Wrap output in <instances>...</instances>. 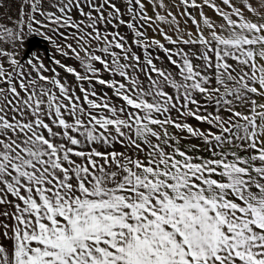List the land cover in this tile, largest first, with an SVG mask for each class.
<instances>
[{
  "label": "rangeland",
  "instance_id": "rangeland-1",
  "mask_svg": "<svg viewBox=\"0 0 264 264\" xmlns=\"http://www.w3.org/2000/svg\"><path fill=\"white\" fill-rule=\"evenodd\" d=\"M34 34L48 50L26 54ZM193 52L148 36L133 0H0V206L10 211L13 264H244L264 256V240L240 235L245 219L235 215L262 211L250 201L264 200V122L249 121L243 73L237 86H214L224 99L211 106L213 86L196 84ZM165 118L207 148L235 151L236 160L224 152L220 186L238 187L240 203L215 204L196 220L188 216L195 205L158 201L165 188L151 184L149 141L136 127ZM214 213L218 225L201 219ZM202 221L214 232L198 233Z\"/></svg>",
  "mask_w": 264,
  "mask_h": 264
},
{
  "label": "crops",
  "instance_id": "crops-1",
  "mask_svg": "<svg viewBox=\"0 0 264 264\" xmlns=\"http://www.w3.org/2000/svg\"><path fill=\"white\" fill-rule=\"evenodd\" d=\"M133 1L143 13L145 31L153 40L195 47V52L188 60H195L196 84L213 86L211 106L219 107L224 99L217 94L214 86H237L243 73V85L250 90L248 104L252 115L249 121L264 122V0ZM245 60L247 71L243 70ZM191 61L184 65L192 67ZM184 75L185 73L175 74L178 86L187 84L188 78ZM204 99L209 100L206 97ZM176 122L177 119L165 118L143 121L136 127L137 137L149 141L146 145L149 152L146 161L152 164L151 171L156 172L158 179L150 180L151 184L156 185L161 181L165 188L163 199L158 201L193 204L195 211H190L188 216L193 218L194 215L196 220L200 219L198 214L201 211L206 209V213H209L215 204H235L236 199H239L236 194L240 192L239 188L220 186L223 155L226 154L227 159L236 160L235 151H227L225 147L218 151H215L216 148H207L201 141L183 133L175 125ZM225 151L228 153L224 154ZM223 177L227 178V175L224 174ZM262 191L264 194V188ZM150 200L156 201L155 197ZM250 202L258 205L262 202V211L254 209L235 214L237 218L245 219L246 227L239 234L252 242H261L264 240V200ZM6 205L0 206V210L1 207L8 209V215L5 211L3 215L0 214V264H13L10 211ZM215 213L211 216L204 214L201 219H213L214 225H218L215 220L220 219V215ZM208 222L199 223L197 232L213 231V222L207 225ZM244 233H249L250 236L246 237ZM244 251L245 249L242 250L243 253ZM253 251L250 250V253L254 254ZM261 252L258 249L255 254L261 255ZM251 254L249 258H252ZM256 261L257 263L249 261L244 264H264V256Z\"/></svg>",
  "mask_w": 264,
  "mask_h": 264
},
{
  "label": "water",
  "instance_id": "water-1",
  "mask_svg": "<svg viewBox=\"0 0 264 264\" xmlns=\"http://www.w3.org/2000/svg\"><path fill=\"white\" fill-rule=\"evenodd\" d=\"M44 48L46 51L48 50V44L44 37L40 35H31L27 40V49L26 54H29L34 48Z\"/></svg>",
  "mask_w": 264,
  "mask_h": 264
}]
</instances>
